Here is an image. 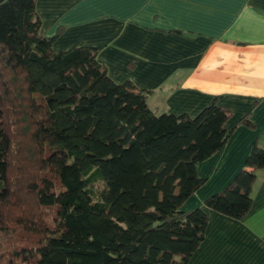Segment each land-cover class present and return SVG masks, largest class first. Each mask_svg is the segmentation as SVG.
<instances>
[{
    "label": "trees",
    "instance_id": "trees-1",
    "mask_svg": "<svg viewBox=\"0 0 264 264\" xmlns=\"http://www.w3.org/2000/svg\"><path fill=\"white\" fill-rule=\"evenodd\" d=\"M35 5L0 0V264H189L208 217L181 207L229 139V109L155 113L94 47L53 50ZM260 169L255 140L203 206L244 217Z\"/></svg>",
    "mask_w": 264,
    "mask_h": 264
},
{
    "label": "crops",
    "instance_id": "crops-1",
    "mask_svg": "<svg viewBox=\"0 0 264 264\" xmlns=\"http://www.w3.org/2000/svg\"><path fill=\"white\" fill-rule=\"evenodd\" d=\"M35 9L53 50L94 47L115 82L149 91L155 113L194 117L214 98L229 109V139L196 164L205 182L181 207L208 217L189 264H264V169L244 217L203 206L255 140L264 149V0H36ZM244 117L252 128L238 124Z\"/></svg>",
    "mask_w": 264,
    "mask_h": 264
}]
</instances>
